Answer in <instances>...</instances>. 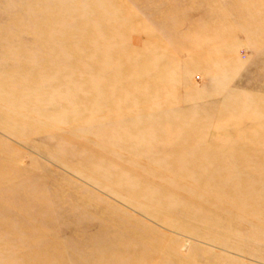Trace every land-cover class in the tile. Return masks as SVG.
Masks as SVG:
<instances>
[{"label":"rangeland","instance_id":"374dc122","mask_svg":"<svg viewBox=\"0 0 264 264\" xmlns=\"http://www.w3.org/2000/svg\"><path fill=\"white\" fill-rule=\"evenodd\" d=\"M0 264H264V0H0Z\"/></svg>","mask_w":264,"mask_h":264},{"label":"bare ground","instance_id":"6f19581e","mask_svg":"<svg viewBox=\"0 0 264 264\" xmlns=\"http://www.w3.org/2000/svg\"><path fill=\"white\" fill-rule=\"evenodd\" d=\"M135 37V36H134ZM133 40H134V38H133ZM137 43V42H136ZM138 44V43H137Z\"/></svg>","mask_w":264,"mask_h":264}]
</instances>
